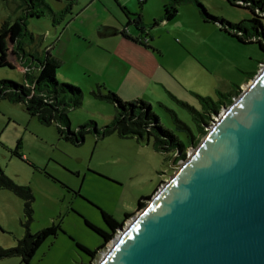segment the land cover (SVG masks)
Wrapping results in <instances>:
<instances>
[{
  "label": "rangeland",
  "instance_id": "1",
  "mask_svg": "<svg viewBox=\"0 0 264 264\" xmlns=\"http://www.w3.org/2000/svg\"><path fill=\"white\" fill-rule=\"evenodd\" d=\"M48 2L60 13L56 23L44 8L43 18L29 19L28 30L36 36L47 37L43 50L62 42L55 52L64 62L57 71V80L83 91L82 106L69 113L70 129L76 131L90 121L104 128L117 115V109L92 95L103 84V70L109 55L108 49L102 46L107 39L101 37L100 31L108 26L110 18L115 22L113 15L125 17L121 9L137 12L138 1L77 0L71 3L72 12L64 11V14L61 6ZM199 2L210 15L231 24L252 17L250 10L232 6L227 0ZM194 6L198 25L187 10L168 25H148L155 19L145 22L152 38L150 45L161 52L162 60L169 67L176 68L179 79L168 73L171 82L166 83L162 95H152V99L143 95L141 86L131 95L121 97L116 93L124 102L142 100L151 105L161 125L184 143H188L187 135L177 127L171 111L196 133L192 111L185 105L201 112L202 104L197 96L217 102L220 93L242 91L248 78L264 65L260 64L264 62V54L258 44H242L221 31L218 25L205 23ZM14 9L15 5L8 6L0 0V19L11 23L8 35L0 37V81L22 84L24 71L10 52V38L19 16ZM153 14L151 9L149 18ZM136 33L140 35L139 31ZM152 142L121 139L117 134L104 138L87 134L82 144L75 145L61 138L55 125L44 126L21 105L0 100V168L19 185L30 186L34 193L30 232L36 234L54 222L63 229L57 238L42 245L31 264H88L89 256L77 244L96 251L103 239L86 221L105 231L109 229L102 211L120 223L126 214H133L124 227L131 221L139 212V202L153 197L175 173L169 155L156 152ZM18 146L27 161L13 154ZM191 150L192 147L187 150V157ZM25 222L24 202L13 193L0 190V249L14 248L24 238ZM113 243L106 246L94 264H99ZM0 264L23 263L21 258L13 257L0 260Z\"/></svg>",
  "mask_w": 264,
  "mask_h": 264
},
{
  "label": "water",
  "instance_id": "2",
  "mask_svg": "<svg viewBox=\"0 0 264 264\" xmlns=\"http://www.w3.org/2000/svg\"><path fill=\"white\" fill-rule=\"evenodd\" d=\"M246 84L99 264H264V65Z\"/></svg>",
  "mask_w": 264,
  "mask_h": 264
},
{
  "label": "trees",
  "instance_id": "3",
  "mask_svg": "<svg viewBox=\"0 0 264 264\" xmlns=\"http://www.w3.org/2000/svg\"><path fill=\"white\" fill-rule=\"evenodd\" d=\"M8 6L15 5L14 13L19 16L16 19V25L19 27V33L14 43V52L17 62L24 71L25 81L18 84L13 81H0V100H7L12 104L21 105L25 112L32 118L37 119L44 126L55 125L58 132L64 140L75 145L84 142L87 134H94L97 138H104L112 134H117L121 139H137V141H153V148L156 152L169 155L172 160L176 156L174 164H177L187 158V150L196 148L201 140L207 135V127L214 122L220 111L224 107H229L234 103V99L241 93V89L232 94H219L218 101L212 98L197 96L202 104V111H198L188 105L193 114L196 133L182 122L175 112L171 111L172 118L177 127L183 130L188 139V143L180 142L177 136L171 131L166 130L161 125L160 119L154 114L151 105L142 100L134 102H124L116 93L108 90L103 85H98L92 91V95L102 101L113 104L117 109V115L112 122L104 128H98L96 122L90 121L79 127L76 131L70 129L69 113L71 110L80 108L83 103V91L68 84H61L57 80V71L61 68L63 62L51 52V47L47 46L43 50L45 36L34 35L28 30L29 19L41 18L44 14V8H47L55 15L47 4V0H4ZM232 6L243 7L250 10L252 17L249 20L238 24H231L221 20L208 13L199 0H169L164 6V14L161 20H155L151 27L158 26L159 22H172L176 19L179 8L184 4H194L198 8L201 17L205 23H214L218 25L221 31L232 38H235L242 44H258L264 54V0H227ZM134 25L145 37L146 43L140 39H134L124 31L122 35L136 42L145 48L158 53L150 45L149 34L146 33V26L141 14L129 16L127 26ZM11 28L10 20L2 21L0 19V37L8 34ZM146 34V35H145ZM261 65L264 62L260 63ZM255 73L248 80L256 76ZM19 146L13 151V154L26 160L18 151ZM27 161V160H26ZM0 190L13 193L24 202V212L26 215V233L23 239L17 242L14 248L0 249V260L19 257L23 264H31L38 250L48 240L55 239L63 231L61 224L54 222L51 226L44 228L36 234L30 232V224L33 221V205L35 196L30 186H23L16 183L8 177L0 168ZM143 199L139 202L137 211H141L147 206ZM102 216L108 226L109 231L102 230L97 226L86 221V225L95 231L102 239V246L92 251L87 247L77 244L78 248L87 254L90 258L88 264H94L99 254L105 250L106 246L116 240L118 231L124 226V223L130 219L133 214H126L123 223L118 222L113 216L102 211Z\"/></svg>",
  "mask_w": 264,
  "mask_h": 264
},
{
  "label": "crops",
  "instance_id": "4",
  "mask_svg": "<svg viewBox=\"0 0 264 264\" xmlns=\"http://www.w3.org/2000/svg\"><path fill=\"white\" fill-rule=\"evenodd\" d=\"M48 1L49 0H47V4L49 5L50 9L52 10V12L56 17L55 20L53 18L54 23H56L57 17L60 15V13H57L55 10H53L52 5ZM51 1H53L56 4V6H61L63 8L61 13L64 14L63 13L64 11L66 13L72 12L73 5L71 3H74L77 0H66L67 3H65L64 0H51ZM137 1L139 4L137 8V12H132V10L131 12H127V10H125L124 8L121 9L126 18L123 16L119 17L115 14L113 15V17H115L114 19L115 22H113L112 18H110L108 20L109 22L106 23L108 26H105L100 31L101 37L107 39V41H105L102 46L108 49L109 51L107 52V54H109L107 59L108 62L105 69L103 70L104 80H103V84L101 85L105 86L106 88L108 87L107 88L108 90L117 93L121 97H123V95H131L132 93H135L136 91L139 90L138 87L141 86V91L143 95L146 98L152 99L153 97L152 95L154 96L162 95L165 91V87H167L166 83H168L169 81L171 82L168 73L179 79V76L176 73L177 70L176 68L172 69L167 65L168 63H165L162 60L163 55L159 50H157L158 53L153 52L145 48L144 46L125 38L122 35V33L125 31L128 36L134 39L143 40V38L145 37L137 28H134V25L126 27L128 22V15L133 16V15L141 14L145 26L151 25V24L148 25L146 24V23H150L151 20L149 19H155V20L162 19L164 14V6L168 3L169 0H146L143 3L140 2V0ZM151 9H154V14L151 16L152 18L151 17L149 18L148 14L150 13ZM185 10L189 11L192 14L193 20L196 19L195 24L198 25L199 20L196 17L195 6L192 4L181 6L179 8V13L177 17L181 18V16L183 15V11ZM44 16L45 13L41 18H43ZM162 23L168 25L171 22H159L158 25ZM15 29L16 30L14 35L12 36V38H10V42L12 45L10 52L12 54L13 59L16 60L17 62L16 54L14 52V43L20 29L18 26ZM132 30H134L135 32H133ZM136 30L140 32V35L136 33L137 32ZM146 33L149 34L147 31ZM112 36L116 38H114L113 40L108 39ZM46 40L47 37L45 36L44 46L46 44ZM143 42L146 43L147 42L146 39H144ZM60 43L62 42L61 41L58 42V45L52 48L51 52L54 56L62 60L58 55L55 54L56 50L59 48ZM56 76L58 77V74ZM141 98L143 97L141 96ZM22 155L24 156V158H26V156L23 153Z\"/></svg>",
  "mask_w": 264,
  "mask_h": 264
},
{
  "label": "built area",
  "instance_id": "5",
  "mask_svg": "<svg viewBox=\"0 0 264 264\" xmlns=\"http://www.w3.org/2000/svg\"><path fill=\"white\" fill-rule=\"evenodd\" d=\"M145 1H146V0H140V2H142V3L145 2Z\"/></svg>",
  "mask_w": 264,
  "mask_h": 264
},
{
  "label": "bare ground",
  "instance_id": "6",
  "mask_svg": "<svg viewBox=\"0 0 264 264\" xmlns=\"http://www.w3.org/2000/svg\"><path fill=\"white\" fill-rule=\"evenodd\" d=\"M112 246V245H111Z\"/></svg>",
  "mask_w": 264,
  "mask_h": 264
}]
</instances>
